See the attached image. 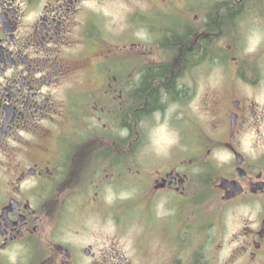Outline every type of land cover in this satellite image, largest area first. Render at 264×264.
Returning a JSON list of instances; mask_svg holds the SVG:
<instances>
[{
  "label": "flooded vegetation",
  "instance_id": "obj_1",
  "mask_svg": "<svg viewBox=\"0 0 264 264\" xmlns=\"http://www.w3.org/2000/svg\"><path fill=\"white\" fill-rule=\"evenodd\" d=\"M118 1L0 0V264H264V0Z\"/></svg>",
  "mask_w": 264,
  "mask_h": 264
},
{
  "label": "rangeland",
  "instance_id": "obj_2",
  "mask_svg": "<svg viewBox=\"0 0 264 264\" xmlns=\"http://www.w3.org/2000/svg\"><path fill=\"white\" fill-rule=\"evenodd\" d=\"M147 0H120L118 2H111L110 5L105 7L107 12H111L112 16L114 15V20L117 21L119 17L124 16V12L126 10V17L129 19L133 16L131 12L135 5H142V9L147 10L146 2ZM176 106L168 107L163 116L157 115L153 118H149L146 120L145 125L143 126V143L144 150L146 155V160H152L154 158V154L163 153L167 150V146L170 145L174 141V130L172 129L173 117L175 116ZM155 159V158H154ZM126 180L127 184H133L135 182L134 176H126L123 177ZM112 184V183H111ZM104 198L106 199V203L112 205L117 199L121 201L123 198L131 197L128 192L126 193H118L116 194L115 190L112 188L105 189L103 191ZM115 218L118 219L125 227H127V238L123 237V240H120V244L122 246V251H126L127 256L130 257L133 261L138 256V252H140L139 247L135 242H128L129 237L134 236L136 233V224L140 226L139 222V214L138 211L132 207L128 210L118 212L114 214ZM152 223L149 216L144 215L143 224L150 225ZM88 224L92 225L95 228V224L90 219ZM130 224V225H129ZM129 225V226H127ZM141 227V226H140ZM105 231L110 233L114 232V229L110 224L104 227ZM144 234V231L142 232ZM122 236V235H121ZM144 238L146 236H143ZM126 238V239H125ZM143 247H141L142 251L146 256H151L150 246H147L146 240L143 239Z\"/></svg>",
  "mask_w": 264,
  "mask_h": 264
},
{
  "label": "trees",
  "instance_id": "obj_3",
  "mask_svg": "<svg viewBox=\"0 0 264 264\" xmlns=\"http://www.w3.org/2000/svg\"><path fill=\"white\" fill-rule=\"evenodd\" d=\"M166 90H168V88H166ZM150 94L152 95V99H151V102H148V106H150V105H153L156 101V99H157V90L155 89H153L152 90V93L150 92ZM151 95H150V97H151Z\"/></svg>",
  "mask_w": 264,
  "mask_h": 264
}]
</instances>
